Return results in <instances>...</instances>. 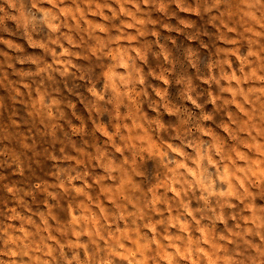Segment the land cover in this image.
<instances>
[{
	"label": "clouds",
	"instance_id": "9594fccd",
	"mask_svg": "<svg viewBox=\"0 0 264 264\" xmlns=\"http://www.w3.org/2000/svg\"><path fill=\"white\" fill-rule=\"evenodd\" d=\"M0 264H264V0H0Z\"/></svg>",
	"mask_w": 264,
	"mask_h": 264
}]
</instances>
